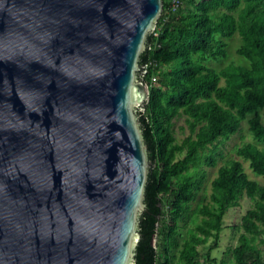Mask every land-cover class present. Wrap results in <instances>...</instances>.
I'll return each instance as SVG.
<instances>
[{"label": "water", "instance_id": "1", "mask_svg": "<svg viewBox=\"0 0 264 264\" xmlns=\"http://www.w3.org/2000/svg\"><path fill=\"white\" fill-rule=\"evenodd\" d=\"M162 11L0 0V264H134L150 166L138 61Z\"/></svg>", "mask_w": 264, "mask_h": 264}, {"label": "trees", "instance_id": "2", "mask_svg": "<svg viewBox=\"0 0 264 264\" xmlns=\"http://www.w3.org/2000/svg\"><path fill=\"white\" fill-rule=\"evenodd\" d=\"M171 2L163 0L157 28L148 34L138 61L137 77L150 85V100L136 113L150 166L134 264H173L168 240L176 228L169 227L168 218H179L196 198L207 178L198 168L218 164V143L238 133L244 120L256 142L244 143L236 153L264 176V0H180L176 11ZM237 32L242 38L237 52L249 65L209 66L208 59L227 56L228 39ZM182 116L189 134L178 141L174 119ZM244 196L254 206L240 218L244 232L231 251L235 264H264L259 248L264 244V185L250 179L236 158L218 168L210 200L198 209L202 219L180 252L186 264H199L198 247L210 238L217 247L225 215ZM160 237L161 245L155 242Z\"/></svg>", "mask_w": 264, "mask_h": 264}, {"label": "rangeland", "instance_id": "3", "mask_svg": "<svg viewBox=\"0 0 264 264\" xmlns=\"http://www.w3.org/2000/svg\"><path fill=\"white\" fill-rule=\"evenodd\" d=\"M241 44L242 38L237 32L232 38L228 39V46L226 48L227 56L218 60L208 59L206 63L217 70L222 69L230 63L249 65V61L237 52V49ZM159 88L162 89L160 86ZM160 91V94L163 93L162 90ZM260 113L263 115L264 122V108L260 110ZM251 116L252 115L249 117ZM174 129L178 141H182L189 134V128L185 116L174 119ZM246 142H256L249 130L248 120L242 122L238 133L234 134L230 139L218 143V164L216 166L202 165L198 168V170H205L207 172V178L203 183L202 189L197 193L196 198L187 204L184 213L176 219L168 218L169 227L175 226L176 228V231L168 240L173 264H186V262L180 258V252L185 240L189 238L190 233L195 229L196 224L202 219V216L198 214V209L201 205L209 202L211 182L216 177L218 168L221 165L233 158L240 159L244 164L245 171L249 178L264 185V176L254 173L249 166V162L238 156L236 153L237 148ZM259 144L262 145L261 143ZM191 170H194V168ZM239 202V205L231 207L224 217V228L220 240L217 242V247H213L216 244V241L213 238H210L207 244L198 247V250L201 253L199 264H235L231 249L238 244L239 236L244 232L243 228L239 226L240 218L254 206V202L246 196L240 199ZM156 242H159L161 245L163 243L162 237L157 238ZM259 248L261 249L264 258V244H259ZM160 253H162L161 247Z\"/></svg>", "mask_w": 264, "mask_h": 264}, {"label": "built area", "instance_id": "4", "mask_svg": "<svg viewBox=\"0 0 264 264\" xmlns=\"http://www.w3.org/2000/svg\"><path fill=\"white\" fill-rule=\"evenodd\" d=\"M180 4H181L180 0H172V2H171V9L173 11H176L180 7ZM153 32H155V31H153ZM157 82H158L157 77H153L152 78V84H157Z\"/></svg>", "mask_w": 264, "mask_h": 264}]
</instances>
